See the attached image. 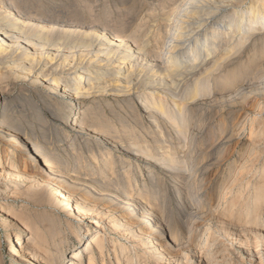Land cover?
<instances>
[{"label": "bare ground", "instance_id": "6f19581e", "mask_svg": "<svg viewBox=\"0 0 264 264\" xmlns=\"http://www.w3.org/2000/svg\"><path fill=\"white\" fill-rule=\"evenodd\" d=\"M7 1L0 0V89L8 87L9 90L21 83L25 84L22 89L31 93L33 87H40L45 92L37 88L35 91L47 97L45 104L55 93L68 98L66 103L58 102L57 111L64 115L57 117L70 118L68 125L76 132L71 148L65 153L61 145L53 144L59 137L50 134L49 144L38 143V137L32 140L27 137L28 133L23 135L20 128L8 124L5 117L8 109L1 110L0 179L12 181L18 188L21 182L28 183V187L17 192L21 197L55 211H65L77 219L76 224L63 223L46 215L39 222L32 219L25 206L13 213L6 202L7 196L3 195L7 189L0 187L4 223L9 224L11 217L20 220L14 226L11 248L19 264H85L84 258H88L87 264H98L97 255L101 257V264H109L104 255L112 245L105 236L106 228L130 241L126 248L118 239H112L115 262L111 264H143L139 255L122 258L125 251L132 253V248L146 255L145 262L154 259L157 264H245L240 253L250 246L247 239L254 238L250 240L264 247L262 169L258 168L257 175L262 174L258 179L249 181L258 157L264 156V151L260 152L264 145V127L255 128L263 110L248 109L242 115L245 125L251 121V138L248 151L239 155L243 159L241 165L233 170L238 161L234 165L228 162L227 146L242 135L240 131L244 127L238 134L237 127L226 125L227 121L220 128L211 126L212 123H206L208 119L201 107L204 98L214 95L217 72L230 81L224 86L226 96L242 97V106H251L250 95L246 94L248 88L264 91V0H247L246 9L245 0H187L178 9L174 7L176 11L165 15L170 26L159 51L151 48L150 37L143 35L141 29L131 31L128 36L125 25L119 22L107 19L103 23V19L98 21L94 17L96 24L88 25L50 9L32 10L26 0ZM222 9L232 10L234 14L225 23L226 28H214L211 19ZM227 39L225 46L218 45ZM248 42L252 44L250 47L245 45ZM134 89L141 92L142 108L149 111L145 116L150 120L147 125L141 124L139 118L128 121L119 114L121 102L118 100L106 102L110 96H132ZM2 91L6 105L14 97L10 90L7 94ZM98 98L99 107L92 105L81 119L71 118L73 109L87 106L89 101ZM105 108L110 110V117L105 115ZM43 123L46 124L44 120ZM61 135L59 144L69 136L66 131ZM254 138L261 139L259 144ZM45 144L49 145L48 150ZM5 148H12L8 158L2 154ZM62 152L70 158L73 169L55 157ZM153 160L156 166L149 168L150 173L156 172L158 165H168L172 170L180 168L173 182L177 193L186 194L188 208L180 224H175L166 215L165 208L160 207L159 197L165 190L159 177L153 173L148 181H140L134 176L141 172V162ZM226 163L228 168L218 171L215 179L218 183L214 182L218 186L217 206L210 215L214 220L221 214L224 217L217 218L220 221L217 220L218 229L214 232V227L206 221L208 212L202 214L210 204L198 201L203 189L200 186L203 187L205 176L214 165L224 167ZM117 164L122 170L128 169L118 173ZM182 179L191 183V190L184 186L182 190ZM238 188L245 190L243 197L235 195ZM17 193L11 197L17 198ZM152 199L158 203L154 204ZM222 205H228L226 210ZM244 211L246 215L241 214ZM88 217L96 221L95 234L93 227L86 223ZM25 231L31 236L27 238ZM70 235L83 246L71 242ZM222 236L233 242L227 244ZM236 240H246L249 244L244 252H240ZM263 250L245 255L249 254L251 264H264V257L260 255L264 254ZM224 253H230L234 261Z\"/></svg>", "mask_w": 264, "mask_h": 264}, {"label": "rangeland", "instance_id": "374dc122", "mask_svg": "<svg viewBox=\"0 0 264 264\" xmlns=\"http://www.w3.org/2000/svg\"><path fill=\"white\" fill-rule=\"evenodd\" d=\"M8 1H13V0H8ZM26 1H29L28 2L29 7L32 10H36V9L37 10H39V9L40 10L41 9H43V10L48 9L49 10L50 9L51 12H56L59 14L62 13L64 16H67L69 18L71 17V18L80 19L81 21L83 20V23L88 24V25H92V24L94 25V23H95L94 19H95V21H97L96 18L97 19L99 18L98 21L103 19L102 21H105L103 23H106L108 20L110 22L113 21L114 23H117V24L119 22V24L125 25V28L128 31V33H127L128 36L130 35L131 31H133V30L137 31V30L141 29L139 31L140 32L142 31L141 33H143V35H145V36L147 35L148 38L150 37L149 39L151 40V48L155 51H159L161 48L160 46H162L160 44H163L162 39L165 37V34H166V32L170 26V23H169L170 21H168V19H167V17H165V15L167 14L166 16H168L169 13H173L174 11H176V9H178L181 5H183L187 0H26ZM197 1H201V0H197ZM51 2H53V3H51ZM158 2H160V3H158ZM193 3L194 2H192V4ZM195 3H197V2H195ZM244 3H245V6H244L245 9L248 8L249 2H247V0H245ZM174 7L176 9H174ZM51 9H53V10H51ZM43 10H41V11H43ZM236 10H238V9H236ZM90 12L92 13V15ZM93 13L95 14V16H93L94 15ZM232 14H234V12L232 13V10L227 11L225 9H222V11L220 13L213 16L214 19L213 18L211 19L210 23H212L211 24L212 27L215 28V26H216V27H220V28H226L224 26L230 20V16ZM98 15H100V16H98ZM94 17H96V18H94ZM123 21H126V22H123ZM84 26H86V25H83V27ZM143 28H144V30H143ZM148 29H150V31H152V33L149 32ZM143 35H142V37H143ZM160 37H162V38H160ZM227 41H228V39L224 40V42L220 41L218 43V45H222V43H223L222 46H225ZM234 43H235V41H234ZM245 45L250 47L252 44H251V42L250 43L248 42ZM157 47L159 49H157ZM76 50H79V48ZM82 50H84V49H82ZM144 75H146V74L144 73ZM221 76H222V74L220 75V72L215 73L216 79L214 78V80H217V82L214 83V81H213L211 83H212V85L214 83L213 87L216 86L218 89H216V87H215L213 90L214 95H211V96H208L207 98H204L205 101H204V103L201 104V107H202V112H205V115H206L205 117H207V119H208V122H206V123H212L211 126H214L217 128L218 127L220 128V125H225V124L228 126L230 125V127H233L235 125L237 127L238 134H240V132H241V134H242L241 136H237V138L231 144H228L229 146H227L228 150L226 152L227 156L229 157V158L228 157L227 158L229 159L228 162L230 164L234 165V163L236 161H238L237 165L234 166V168H233V170H237L243 161V159L242 160L239 159V155L245 151H248V149H249V147H248L249 146V140L251 138L250 128L252 126L251 121L249 123H247L246 124L247 126H246L243 123L244 117L243 118H241V117H242V115L244 116V113L246 115V112L248 109H253V108L255 110L256 109L257 110L262 109L263 112H260V116L258 118L260 121L255 124V128L257 130L263 129L262 127H264V126H263L262 120H264V105H262V104H264V91L259 90V89L254 90V87H251L250 89L248 88L246 90V94L250 95L248 103L250 101H252L249 103L252 106V108H251V106L249 108L248 105L242 106L243 105L242 104V97H238L236 99H233V98H228L226 96L227 93L226 94L224 93V91H225L224 86L226 84H228V82L230 83V81L224 80L223 76H222V78H221ZM219 79H220V81H218ZM217 84L219 85V87ZM24 85L25 84L21 85V83H19L15 87H13V86L10 87L9 90L12 92V96L14 97V99L9 100L10 98L9 99L7 98L8 101H6V105L4 104V102H5L4 97L6 95L3 96L4 93L2 90H5V94H7V91L9 92L8 87L7 88L4 87V89H0V114H1L2 109L7 108L8 110L5 113V117H8V120L6 122L8 124H11L12 126H14L16 128H20L21 131H23V135L28 133L27 137L32 138V140L35 139L36 137H38V139H40L37 141L38 143L42 142L41 144H43V143L48 142V144H49L50 134H52V137H54V138L59 137V139H57L55 142H53V144L54 145H61V147L65 149V153H66L67 149L69 150L71 148V144L73 142L74 136L76 135V132L74 131V129L72 127H70L68 125L70 118L69 119L67 118L65 120V119H63L64 117H61V116L57 117L59 114H63V112L58 113L57 107L59 104L58 102L62 101L63 103H66V102H68L69 99L63 98L61 95L55 93V94L51 95L52 99L50 101L48 100V103L45 104V102H47L46 101L47 97H44L45 95L41 94L38 91H35L36 88L40 89V90L42 88L33 87V89H31V91H30L31 93H28V92H26V90L22 89L24 87ZM42 91L45 92L44 89H42ZM216 91H217V93H216ZM220 91H222V92H220ZM139 93H141V92H139ZM139 93H138V91H136V89H134L133 93H131L132 96L125 97V98H124V96H122V97L110 96L109 98L106 99V102L107 103H115V100H118V102H121L119 104L120 109H117L118 110L117 112L121 111V113H119V114H121L123 117H125L128 121L133 120V118L134 119L139 118V120H141V124L147 125L150 120H148V118H145V116L147 115L146 113L149 111H146L142 108L143 98H140ZM130 98H131V100H130ZM237 99H238V101H240V100L241 101L238 103ZM85 103H87V102H85ZM100 103H101V100L98 98L96 100L89 101V103H87L88 104L87 106L83 105V107H82V105H80L78 107V109L75 108L72 110L73 115L71 118H80L81 119L83 117L82 114L85 111H87L88 108H91L92 105H95V107H99L98 105ZM240 104H242V105H240ZM259 104H260V106H259ZM244 107H248V108H244ZM206 110H207V113H206ZM132 111H135L136 115L131 114ZM104 112H105L106 116L110 117L111 112L108 108H105ZM74 115H75V117H74ZM209 119H211V120L213 119V121L209 122L210 121ZM236 119H237V122H234V121H236ZM240 119H241V121L239 122ZM43 120L46 122V124L43 123ZM216 123H217V125H216ZM240 123H242L243 125H241ZM87 124H89V122ZM238 127H239V130H238ZM242 127H244L243 128L244 131L243 130L240 131V129H242ZM169 129L172 131V128L169 127ZM64 131H66L69 134V136L67 139L63 140L61 144H59V142L61 141V138H62L61 133H63ZM165 132L166 131H164V133ZM239 137H240V139H239ZM200 138L203 139V135H201ZM254 139H256V138H254ZM44 141H46V142H44ZM255 141L257 144H259L258 142L261 141V139L257 138ZM175 143H176V141H175ZM47 145L45 146L46 150L49 149V145L48 146ZM36 146H37L36 148H38L37 143H36ZM11 149L5 148V150L2 153L5 158L10 157ZM263 151H264V145H262L261 149H260V152H263ZM65 153L64 152H62L61 154L57 153L55 155V157L57 159H61V161L67 162L69 168L73 169L74 166L72 165V162H70L71 161L70 158H67L68 156L66 157ZM175 153H179V151L175 152ZM232 159H233V161H232ZM257 160H259V161H258V164H256L257 167L255 168L254 173L252 174V176L249 177L250 179L246 177V180L249 179V181H254L255 179H258L262 175V174L257 175L258 174V168L262 169V171L264 173V156L260 155ZM154 162H156V161L153 160V161L141 162L139 165L141 167V172L136 173L134 176L137 177L136 179L140 180V181H148L152 177L153 173L160 178L159 179L157 177L159 182L163 184V190H165V193L163 192L161 194L162 196L159 195L162 197V198L159 197V200H160L159 203L162 204V206L160 205V207L165 208V211L167 212L166 215L169 214L168 217L169 218L171 217L170 219L172 221H174L175 224H180L181 222L184 221L186 211L188 209L187 207H185V206H187V201L185 199L186 194L184 193L183 194L184 196H183L181 193L180 194L177 193L178 189H176V185L173 182L177 178L176 176L180 173V170H179L180 168L175 167V170L174 169L172 170L171 167L169 169L168 165H165V166L158 165L157 169H155L156 172L150 173L149 168L151 169V167L153 165L156 166ZM148 163H150L151 165ZM70 166H72V167H70ZM216 166L217 165H214V167H212L210 169V171L207 172V174L205 176L206 182L203 184V187L200 186V188H203V189L200 192V197L198 198L199 199L198 201H201L202 203L207 204V205L210 204V206H208L206 209L204 208L202 210V214L204 212H208V213H206L208 215V217H206V221H207L208 225L210 224L209 225L210 227H211V225H212V228L214 227L213 228L214 232L216 231V229H218V227H217L218 225H216L218 223L217 218L220 217V220L224 219L222 214L216 216L215 220H214V217H212V215H210L211 210L217 206V201L215 199V195H216V191L218 189V186H217V184L215 185V183H218V182L216 181L217 180L216 177L219 175V172L221 173V171L228 168V164L226 163L224 165V167L221 166V164L218 167H216ZM223 168H225V169H223ZM127 169L128 168H126L125 170H122V167L119 164L116 165V170L118 173L126 171ZM177 172H179V173L177 174ZM139 175L141 176V178ZM149 176H151V177H149ZM207 177H208V179H207ZM96 178L98 179V176H96ZM136 179H134V181H136ZM0 180H1L0 181V187L7 189V192L3 195L7 196L6 202L9 205V209L13 210V213H18V211L21 209V207L25 206L26 210H28L30 213L29 215H33V216H31L32 219L33 220L36 219L35 221H39V222L42 221L43 222L46 219L45 218L46 215H52L53 219H58V220L62 221L63 223H65V222H70L72 224L77 223V219L70 216V215H67V213H65V211H60V210L55 211V210L51 209L52 207L50 208V206L38 205L37 203H32V202L28 201V199L25 197H21L18 193L20 191L24 190L22 188L28 187V185H29L28 183L26 184V183L21 182L22 186H20L21 188H18V186L16 187L12 183V181H10V180H6V181H4L2 179H0ZM134 181H133V183H135ZM210 181H211V183H210ZM190 184L191 183H189V182L187 183V181L185 179L184 180L182 179L181 180L182 190L184 188H188V190H191ZM174 185H175V188H174ZM187 185H189V187ZM182 186H184V188ZM238 189L235 192L236 196H239V194L241 195L242 193H245V190L242 191L240 188H238ZM135 191H137V190H135ZM13 193L14 194L17 193L18 197L13 199L11 197ZM235 195L233 194V197ZM191 196H193L192 193H191ZM246 196L247 195L244 194V198H246ZM241 197H243V196L241 195ZM0 199H2V198L0 197ZM180 199H181V201H179ZM152 201L154 204L158 203L157 199H152ZM227 207H228V205H222V208L224 210H226ZM241 214L246 215L247 213L244 211ZM27 216H28V214H27ZM56 217H58V218H56ZM42 218L43 219L45 218V219L43 220ZM3 219H4V217L1 214V209H0V264H19L16 261V259L14 258V256L11 254V248H12V242H14V237H15L14 233L16 232V229L14 226L20 220L17 221V219L15 217H11L9 219V222H8L9 224H5ZM208 219L209 220L211 219L210 222H208L209 221ZM220 220H218V221H220ZM95 222L96 221H95L94 217H90V218L88 217L87 222H86L88 225H91L93 227V229H94L93 233L94 234L97 231L96 228L94 227ZM106 223H108V222H105L104 224H106ZM105 233H106L105 236L107 238V241L109 242V245H112V246L108 247L109 250L108 249L107 250L109 252L106 250V253L104 256H105L106 263L111 264V263L115 262L113 257H112L113 254L111 252V249L113 248V243H111L112 239H116V240L118 239L117 241H119L126 248L130 246V241L128 242V240L126 238L119 237V235L117 233L110 232L108 230V228H106ZM25 236L28 238L31 235L29 232L25 231ZM69 237H70L71 242L75 243L77 246H79V247L83 246L77 242V240L75 239L74 236L70 235ZM222 237H224V238H222V240H224V241L226 240L227 244H228V242H230V243L233 242V241L227 239L226 236H222ZM250 239H254V238H249V240L247 239V242L250 243V246H248L249 248L248 247L246 248V246L249 245L247 242L245 243L246 240H244V241L239 240L238 242H237V240L235 241L238 248L240 246V248H239L240 252L241 251L244 252L245 248H246V252H244V253L239 252L240 254H242L241 256L244 258L243 259L244 262H246L245 264H251V262H250L251 259L249 256H247L249 254L245 255L246 253L252 252V253L256 254L255 252H258V251L264 249V247H262L263 249L261 248L260 243H258V242L254 243V240L252 241ZM251 241L253 242V245L255 244L254 247L257 248L256 250L259 249L258 251L254 250V248L251 244ZM239 242H241L242 244L240 243V245H239L238 244ZM263 243H264V241H263ZM243 244L245 247L243 246ZM241 247L243 248V250ZM249 249H250V251H249ZM252 249L254 250V252L252 251ZM130 250L132 251V253H127V251H125L122 258L127 259V257L139 255V261L143 262V264H157V263H155L154 259H151V260L145 262L144 258L146 257V255L143 254L142 252L137 251L138 249H136V251L133 248ZM136 252H139V253H137L135 255L134 253H136ZM67 254L69 255L70 253L68 252ZM243 254L245 255V257L243 256ZM222 255L229 256L230 261H234V259H235L234 257L230 256L231 255L230 253H224ZM260 255H263V257H264V254H260ZM97 256H98L97 257V261H98L97 263L101 264L102 263L100 260L101 257H99V255H97ZM87 259L88 258H84L85 264L88 263ZM196 263L199 264V262H196ZM196 263L194 262V264H196Z\"/></svg>", "mask_w": 264, "mask_h": 264}]
</instances>
